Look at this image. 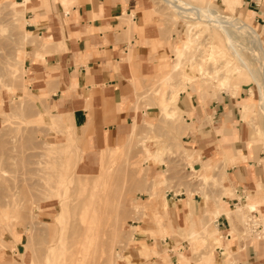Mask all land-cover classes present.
Returning a JSON list of instances; mask_svg holds the SVG:
<instances>
[{
	"label": "rangeland",
	"instance_id": "1",
	"mask_svg": "<svg viewBox=\"0 0 264 264\" xmlns=\"http://www.w3.org/2000/svg\"><path fill=\"white\" fill-rule=\"evenodd\" d=\"M155 1L159 8L158 16L173 26L178 25L181 36L172 45L173 58L164 63L163 76L151 86L146 96V99H158L160 119L147 125L134 121L132 129L117 146H121V149L113 165L116 169L109 173L103 172V177L109 176L104 182L109 186L97 189L98 199L104 208L112 206L111 213L103 215L104 218L101 216V220L104 219L105 224L108 220L113 221V225L114 220L109 218H115V215H110L115 209L120 214L112 264H128L126 256L131 251V243H134V234L139 232L138 227L132 226H138L137 223L149 221L156 227L169 224V228L164 227L163 234L165 237L171 235L172 224L176 220L164 214L157 223V219L148 215V212L161 211L160 201L165 199L167 191L173 189L174 181L180 187L196 185L204 202L205 197H208V201H217L223 195H230L226 192L218 194L222 191L225 173L213 171L212 168L209 170L207 164L197 172L193 154L188 155L186 150V153L181 150L180 112L169 115L162 110L163 96H171L172 91H180L187 85L183 73L174 75L169 84L164 78L173 71L176 61L174 48H182L187 39V24H194L196 21L192 19V22H188L180 18L164 0ZM183 1L202 10L209 5L211 8L216 7L222 15L241 16L247 23L249 21L242 17L247 5H251L250 9H253L256 7L254 3H258L264 9V0H243L242 5L235 9V15L223 0ZM14 4L13 0H0V264H61L66 257L65 247L71 241L69 237L72 234L73 220L81 208V202L88 195L87 189L93 184V177L101 172L103 151L111 148L92 149V142L88 145L78 139V136L75 138L63 116L59 120V114H53L49 108L45 115L51 116L53 124L43 121L44 111L41 105L46 97L45 93L37 96V91L31 86L32 82L28 80L29 65L34 61L35 51L42 47V43L25 32L21 14ZM257 26L253 27L257 31L259 29L264 40V21L261 26ZM209 27L211 26L202 25L193 28V40L184 50V66L181 71L192 78L188 84L196 83L203 99H215L223 94L235 97L240 103L253 102L255 114L247 122L248 138L255 142L258 152L264 151V114L260 108L259 95L260 89L264 93V86L260 77V64L252 54L238 47L239 55L254 68V76L242 67L234 53L228 49L223 34ZM213 45L219 48L218 52H223L213 54L212 58ZM228 61L234 66H240L241 72L231 78L227 88L220 89L218 83L224 74L217 77L216 71L227 67ZM200 66L206 76L199 74ZM235 85L239 90L237 95H233ZM251 92L254 95H250ZM239 110L242 115L240 105ZM161 176L164 178L163 182L157 183V177ZM192 191L195 190L187 188L189 195ZM62 204L64 213L61 212ZM243 212L249 213V209L245 208ZM61 213L64 218L57 221V216ZM237 222L241 238H248L253 231L258 232L257 239L264 238V211L249 214L243 218L242 223ZM99 224L104 225V221ZM110 225H106V228L108 226L109 229ZM200 225L201 236L194 244L192 236L183 230L184 235L177 234L178 242H185L182 245L183 251L193 255L192 259L196 264H199L204 254H213L216 248L222 246L221 233L214 226V219L210 215ZM111 228L113 230V226ZM107 234L104 240L106 236H111V231ZM149 235V238L154 239L162 237L152 232ZM144 247L146 246L143 245V250H146ZM185 253L181 257L188 263ZM214 259V255H211L206 264H213Z\"/></svg>",
	"mask_w": 264,
	"mask_h": 264
},
{
	"label": "crops",
	"instance_id": "2",
	"mask_svg": "<svg viewBox=\"0 0 264 264\" xmlns=\"http://www.w3.org/2000/svg\"><path fill=\"white\" fill-rule=\"evenodd\" d=\"M13 1L20 6L25 32L42 43L29 65L28 80L37 96L45 93L44 122L52 123L51 116L45 115L49 108L63 116L75 138L104 150L117 147L134 121L147 125L160 119L158 99L146 96L163 76V65L173 58L172 45L181 34L178 25L158 16L155 0ZM254 4L253 9L247 5L242 17L261 26L264 9ZM196 86L188 84L177 102L181 150L193 154L197 172L207 164L225 173L218 194L230 195L217 201L205 197L204 202L196 185L180 187L174 181L173 189L160 201L161 211L148 212L157 223L164 214L175 219L171 235L163 234L169 224L156 227L148 221L132 226L139 232L134 234L126 263L196 264L193 255L183 251L185 242H178L177 234H189L196 243L200 224L210 215L221 233L222 246L204 254L199 264H206L211 255L213 264H264V238L257 239V231L241 238L237 222L264 211V151L249 152L254 141L248 138V123L241 121L239 100L223 94L203 99ZM187 188L195 191L189 195ZM245 201L258 210L245 216L238 213L237 207ZM149 232L164 237L149 238Z\"/></svg>",
	"mask_w": 264,
	"mask_h": 264
},
{
	"label": "bare ground",
	"instance_id": "3",
	"mask_svg": "<svg viewBox=\"0 0 264 264\" xmlns=\"http://www.w3.org/2000/svg\"><path fill=\"white\" fill-rule=\"evenodd\" d=\"M164 2L180 18L186 19L188 22H192V19H195V21H196V23H194V24H187V27H188L187 39L184 41L182 48H180V47L174 48V52L176 55V59H174V60H176V61H175V64L173 66V71H171L172 72L171 75L169 74V75L165 76V78H164L165 82L167 84H169L170 81L173 80L174 75H176V74L179 75V74L183 73V76H184L185 80L187 81V85L184 87V89H182L180 91L179 90L172 91L171 96H168V97H165V95L163 96L164 99L162 101L163 102L162 110L164 112H167L169 115L170 114L176 115L177 112H180V109L177 105V102L179 100L178 98L180 97L179 95H180L181 91L185 90L188 87V82H191L192 78L189 77V75L186 72H182L181 69H182V66H184L183 65L184 63L182 62L184 60V57H185L184 50L188 47L189 44L192 43V40H193L194 35H193L192 31H193L194 27H200L202 25H210L211 27H209V28L213 29L214 31L221 32L223 34L224 38L226 39V42L228 43V49L234 53V55L237 57V59L241 63L242 67L247 69L251 74H253L255 76L256 72H255L254 68L252 67L251 64L247 63L244 60V58H242L239 55L238 47H240L241 49L246 50V52H249L250 54H252L253 57H255V59L258 60V62L260 64V67H259L260 77H262V81H263L262 85L264 86V40H263V35L260 34L259 31H257L250 23L243 21L241 16L236 17V16L222 15L216 9V7L211 8L212 6H210V5L206 6L202 10L198 7L190 5L187 2H184L183 0H164ZM242 2H243V0H223V3L230 8V10L232 11V14H234V11L236 8H238L242 5ZM14 5L16 6V8L20 7L17 3H15ZM15 13L18 14L17 11H15ZM21 16H22V14H21ZM212 48H213V50L211 51L212 52V54H211L212 58H213V56H212L213 54L223 52V51L218 52L219 48L214 46V45L212 46ZM240 70H241L240 66H234L232 64V62L228 61L227 67L225 66L223 70L220 69V70L216 71L217 77L220 74H224L222 76V78H220V81L218 83V87L220 89L227 88L230 85L231 78L235 77V75H238L241 72ZM199 74L201 76L207 75L205 72H203L202 66H200V68H199ZM213 78L215 79V77H213ZM236 87H237V85H235V87L233 89V93H234L233 95H237V93L239 91ZM250 95H254V94L251 92ZM259 95H260V105H261L260 108H261L262 113L264 114V93H262L261 89H260ZM239 105H240L241 113H242L241 121L244 123L249 122L251 120L252 116L255 114L254 103L253 102H251V103H249V102L248 103H240ZM61 116L62 115L58 116L59 120H60ZM257 132L261 133L260 130H257ZM256 147L257 146H256L255 142L249 144V147H248L249 152L250 153H257L258 151H257ZM120 149H121V146L112 147L111 149H105L103 151L102 156H101V172L99 175L93 177V184L91 185V187L89 189H87L88 187H85L88 190L87 191L88 195L81 202V208L73 220L72 234L69 237V239H71V241L68 242L67 247H65L66 257H65V259H63L64 261L61 264H112V256H113V252H114L113 246L115 243V239L119 234V231L117 230L118 225L120 224V221H118L119 220V218H118L119 213L117 212V209H115V211H114L115 214L113 213L110 215V217L112 215H115V218H113L114 216H112L113 219L109 218L108 217L109 215L106 216L109 219L114 220L113 225L111 224L113 221L111 222L108 220L110 222V224L113 226V230L111 228L112 226L108 223V221L105 224L104 219H103L104 225L99 224V222H103L101 220V216L103 217V215L111 213L110 211L112 209L111 208L112 206H110L109 208H104V205L98 199L99 195H98L97 189H99L102 186H104V187L109 186L108 183H104L105 180L109 178V176L103 177V172L109 173L110 171H114L116 169V168H113V165L118 158ZM110 164H111V166H109ZM211 168L212 167L209 166L208 169L210 170ZM203 178L206 179L207 177L203 176ZM157 179H158V180H156L157 183H162L164 178H163V176H161V177H157ZM122 205H123V203H122ZM62 207H63V209H61V212L64 213L63 204H62ZM245 208L249 209V213L252 211H255V207L248 206L247 202L245 201V203L243 202L240 204L237 212L240 211L239 213L243 214L245 216L246 213L243 212ZM63 218H64V216L61 213L57 216V221H61ZM106 225H110V228L108 229V226L106 228ZM119 229H120V227H119ZM106 230H107V233H110V231H111V236L110 235H109V237L106 236L108 239L105 237L106 240H104V236L108 235L106 233ZM57 253H58V251H57Z\"/></svg>",
	"mask_w": 264,
	"mask_h": 264
}]
</instances>
